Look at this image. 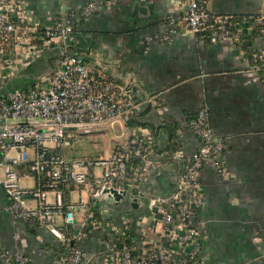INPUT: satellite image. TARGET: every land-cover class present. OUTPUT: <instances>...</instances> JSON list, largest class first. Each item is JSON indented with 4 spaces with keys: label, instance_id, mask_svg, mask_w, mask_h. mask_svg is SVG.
Here are the masks:
<instances>
[{
    "label": "crops",
    "instance_id": "0c3cea01",
    "mask_svg": "<svg viewBox=\"0 0 264 264\" xmlns=\"http://www.w3.org/2000/svg\"><path fill=\"white\" fill-rule=\"evenodd\" d=\"M87 1L26 0L33 19L48 26L63 21ZM103 1V7L80 25L64 47L48 43L20 67L0 65V96L45 79L63 53L103 65L116 83L129 87L138 105L135 123L153 135L156 147L150 160L158 169L147 174L140 187L144 196L135 205L131 194L117 203L100 199L93 206L88 192L82 200L83 188L73 185L68 202H81L92 209L88 213L75 209L70 224L63 214H56L55 222L69 241L53 236L36 221L15 219L5 209L7 198L0 187V250L28 256L26 264H60L66 246L74 241L86 264H109L114 237L107 225L120 224L124 216H128V234L137 249L147 241L167 240L161 224L151 228L154 221L147 196L168 198L172 194L178 178L174 149L177 146L186 153L196 149L188 120L206 106L209 125L227 143L221 156L224 173L209 161L200 172L205 204L197 217L206 264H264V84L250 68L248 54L231 39L217 41L194 34L180 20L170 40L147 44L145 35L166 32L169 18L184 13L182 0ZM206 5L214 14L264 15V0H207ZM246 40L250 50L264 53V32L256 35L250 30ZM8 154L14 156L15 151ZM97 154L104 155L98 151L90 156ZM5 162L0 150V176ZM36 181L31 173L23 172L20 177L24 187H33ZM73 191L78 201H73ZM52 195L49 191V199ZM28 201L35 204L32 198Z\"/></svg>",
    "mask_w": 264,
    "mask_h": 264
},
{
    "label": "built area",
    "instance_id": "2783aa9c",
    "mask_svg": "<svg viewBox=\"0 0 264 264\" xmlns=\"http://www.w3.org/2000/svg\"><path fill=\"white\" fill-rule=\"evenodd\" d=\"M103 2L89 0L63 21L48 26L33 19L26 0H0V65L20 67L39 55L48 43L64 47L80 25L103 7ZM182 3L184 13L179 18H169L166 32L145 35L147 44L170 40L179 20L194 34L217 41L231 39L238 48L244 31L257 26L259 32H264L261 12L247 24L245 20L237 22L232 14L211 13L207 0ZM12 52L15 55L8 57ZM248 59L250 68L264 84V53L253 50ZM137 116L138 105L129 87L116 83L103 65L75 54L63 53L45 79L26 88L8 90L0 96V150L6 161L0 187L7 198L5 209L15 219L36 221L53 236L69 241L55 222L56 214H63L65 223L70 224L75 209L88 213L92 206L66 203L63 184L85 189L93 206L97 200L106 199L104 188L124 190V197L132 194L137 201L144 196L140 187L147 174L158 169L150 160L156 147L153 135L149 128L135 123ZM114 121L121 123L125 136L108 155L64 157V148L72 145L78 132L88 133ZM188 128L197 147L192 153L175 147L178 178L172 194L168 198L147 196L149 216L154 221L151 228L161 224L167 240L147 241L137 249L128 234V216H124L120 224L107 225L114 237L109 264H206L201 220L197 217L205 204L200 172L208 161L223 172L221 156L227 143L209 125L206 106L188 120ZM12 149L15 155L9 156ZM21 163H27V172L37 177L35 186L20 184L17 166ZM49 191L53 193L51 199ZM28 198L35 204L31 205ZM66 247L60 264H86L77 243L72 241ZM28 261L23 254L0 250V264Z\"/></svg>",
    "mask_w": 264,
    "mask_h": 264
},
{
    "label": "rangeland",
    "instance_id": "374dc122",
    "mask_svg": "<svg viewBox=\"0 0 264 264\" xmlns=\"http://www.w3.org/2000/svg\"><path fill=\"white\" fill-rule=\"evenodd\" d=\"M124 136L123 128L119 121L107 123L104 126L94 129L88 133H77L71 146H67L63 150L64 157L67 158H80L85 155H94L98 151H102L104 155H108L110 146L116 140ZM31 154V153H30ZM82 200L86 199L87 191L80 190ZM73 201H78L77 192H72ZM75 211V210H74Z\"/></svg>",
    "mask_w": 264,
    "mask_h": 264
},
{
    "label": "trees",
    "instance_id": "16d2710c",
    "mask_svg": "<svg viewBox=\"0 0 264 264\" xmlns=\"http://www.w3.org/2000/svg\"><path fill=\"white\" fill-rule=\"evenodd\" d=\"M257 16V13L254 15H249V16H235L233 15L234 19L238 21L241 20H245V22L247 24L253 23L254 22V18ZM264 28V24H262V26ZM246 31L243 32L241 38H239V47L240 49H242V51L246 52L248 54V56H250V54L253 52V50H250V45L248 43V41L246 40ZM253 33L256 35H261L262 32L258 31V27L255 26L253 29ZM17 169L20 171V174L22 175L23 172H27V163H21L17 166ZM25 170V171H24ZM29 173V172H27ZM32 174V173H31ZM73 185H69L67 187H65V184L62 185V189H63V193H64V201L67 203L68 202V191L69 189L72 187ZM86 229V228H85ZM69 230L71 231V228L69 227ZM66 234V233H65ZM67 235V234H66Z\"/></svg>",
    "mask_w": 264,
    "mask_h": 264
},
{
    "label": "water",
    "instance_id": "95a60500",
    "mask_svg": "<svg viewBox=\"0 0 264 264\" xmlns=\"http://www.w3.org/2000/svg\"><path fill=\"white\" fill-rule=\"evenodd\" d=\"M103 193L105 194V198L107 201L112 203H117L120 199L124 198L125 191L124 190H116L113 188H104ZM133 194H137L136 190H133ZM136 198L133 197V205H135ZM74 227L78 224H73ZM77 227V226H76ZM72 242H70L71 244ZM67 250V248H66Z\"/></svg>",
    "mask_w": 264,
    "mask_h": 264
}]
</instances>
